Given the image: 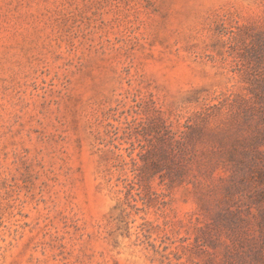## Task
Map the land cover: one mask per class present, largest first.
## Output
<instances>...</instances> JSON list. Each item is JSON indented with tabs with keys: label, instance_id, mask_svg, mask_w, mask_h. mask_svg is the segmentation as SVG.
<instances>
[{
	"label": "rangeland",
	"instance_id": "1",
	"mask_svg": "<svg viewBox=\"0 0 264 264\" xmlns=\"http://www.w3.org/2000/svg\"><path fill=\"white\" fill-rule=\"evenodd\" d=\"M0 264H264V0H0Z\"/></svg>",
	"mask_w": 264,
	"mask_h": 264
},
{
	"label": "trees",
	"instance_id": "2",
	"mask_svg": "<svg viewBox=\"0 0 264 264\" xmlns=\"http://www.w3.org/2000/svg\"><path fill=\"white\" fill-rule=\"evenodd\" d=\"M245 140H246V139H242V140H241L242 143H245ZM248 145H249V148H248L246 151H243L244 155H245V154H249V153L254 152V151H253V148H252V144H250V142H248Z\"/></svg>",
	"mask_w": 264,
	"mask_h": 264
}]
</instances>
